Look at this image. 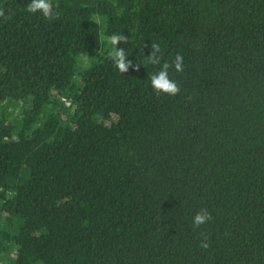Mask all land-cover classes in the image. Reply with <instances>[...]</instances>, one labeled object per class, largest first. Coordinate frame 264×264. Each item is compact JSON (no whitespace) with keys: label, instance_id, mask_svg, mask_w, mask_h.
Instances as JSON below:
<instances>
[{"label":"trees","instance_id":"obj_1","mask_svg":"<svg viewBox=\"0 0 264 264\" xmlns=\"http://www.w3.org/2000/svg\"><path fill=\"white\" fill-rule=\"evenodd\" d=\"M30 2L0 0L3 264H264V0Z\"/></svg>","mask_w":264,"mask_h":264},{"label":"clouds","instance_id":"obj_2","mask_svg":"<svg viewBox=\"0 0 264 264\" xmlns=\"http://www.w3.org/2000/svg\"><path fill=\"white\" fill-rule=\"evenodd\" d=\"M55 7L57 6L54 5L53 0H31V2L26 7V11L29 13H41L45 19L51 21L58 17V13L54 11ZM0 18L10 20L12 17L11 15H6L4 9H0ZM109 41L114 47V50L109 53L114 66L121 73H127L129 68L133 67V64L126 55V49L118 47V44L129 43V37L125 34H113L109 37ZM160 53V44L153 42L151 44V54L147 55L146 63L159 65L162 60V56L160 55ZM183 60V56L177 54L171 63L164 62L161 69L157 73H154L150 76L151 86L156 93H164L172 96L180 93L181 87L177 81L170 78L169 70L174 68L177 72H183ZM139 66L140 65L137 64L135 67L138 69ZM211 219V212L207 208L199 209L193 218V226L200 227ZM206 240L207 237H205V239L201 241L200 246L202 248H207L209 246L208 243L205 242Z\"/></svg>","mask_w":264,"mask_h":264},{"label":"rangeland","instance_id":"obj_3","mask_svg":"<svg viewBox=\"0 0 264 264\" xmlns=\"http://www.w3.org/2000/svg\"><path fill=\"white\" fill-rule=\"evenodd\" d=\"M4 262H5L4 260L0 259V264H3Z\"/></svg>","mask_w":264,"mask_h":264}]
</instances>
